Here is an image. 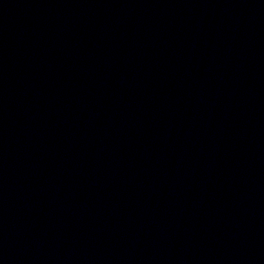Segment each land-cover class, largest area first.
Returning a JSON list of instances; mask_svg holds the SVG:
<instances>
[{
	"label": "water",
	"instance_id": "water-1",
	"mask_svg": "<svg viewBox=\"0 0 264 264\" xmlns=\"http://www.w3.org/2000/svg\"><path fill=\"white\" fill-rule=\"evenodd\" d=\"M0 264H264V0H0Z\"/></svg>",
	"mask_w": 264,
	"mask_h": 264
}]
</instances>
